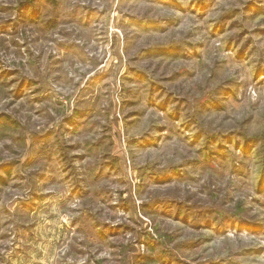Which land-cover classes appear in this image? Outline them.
I'll return each mask as SVG.
<instances>
[{
    "label": "rangeland",
    "instance_id": "1",
    "mask_svg": "<svg viewBox=\"0 0 264 264\" xmlns=\"http://www.w3.org/2000/svg\"><path fill=\"white\" fill-rule=\"evenodd\" d=\"M0 264H264V0H0Z\"/></svg>",
    "mask_w": 264,
    "mask_h": 264
},
{
    "label": "trees",
    "instance_id": "2",
    "mask_svg": "<svg viewBox=\"0 0 264 264\" xmlns=\"http://www.w3.org/2000/svg\"><path fill=\"white\" fill-rule=\"evenodd\" d=\"M29 1H32V0H29Z\"/></svg>",
    "mask_w": 264,
    "mask_h": 264
}]
</instances>
